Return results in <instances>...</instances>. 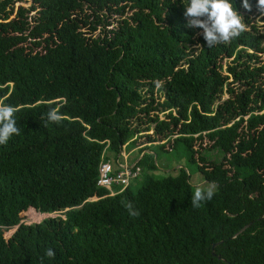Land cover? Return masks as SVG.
<instances>
[{
    "label": "trees",
    "instance_id": "1",
    "mask_svg": "<svg viewBox=\"0 0 264 264\" xmlns=\"http://www.w3.org/2000/svg\"><path fill=\"white\" fill-rule=\"evenodd\" d=\"M22 2L0 0V104L21 130L0 145V264H264L258 0H234L247 30L213 47L186 26L188 0ZM137 147L142 172L181 149L213 198L192 207L184 168L98 187L100 163ZM29 213L60 216L21 223Z\"/></svg>",
    "mask_w": 264,
    "mask_h": 264
},
{
    "label": "clouds",
    "instance_id": "2",
    "mask_svg": "<svg viewBox=\"0 0 264 264\" xmlns=\"http://www.w3.org/2000/svg\"><path fill=\"white\" fill-rule=\"evenodd\" d=\"M184 16L187 19V27L202 29V35L209 47L218 43H229L238 38L247 30L244 16L237 10L234 0H188L185 4ZM243 7L252 11L249 0H243ZM258 16L256 19L264 18V0H258L256 5ZM17 108L9 104H0V145H7L14 135L20 134L17 126L15 113ZM62 115L56 108H49L47 121L49 123H60ZM47 126V124L45 125ZM195 189L191 198L192 207L199 208L202 202L210 201L214 196L215 182H210L207 187L200 184L192 185ZM132 217H139L140 212L131 201H122ZM45 255L48 258L55 257V251L47 249Z\"/></svg>",
    "mask_w": 264,
    "mask_h": 264
},
{
    "label": "rangeland",
    "instance_id": "3",
    "mask_svg": "<svg viewBox=\"0 0 264 264\" xmlns=\"http://www.w3.org/2000/svg\"><path fill=\"white\" fill-rule=\"evenodd\" d=\"M29 1L30 0H28L27 3H25V2L18 3L16 5V7H19V6L28 7ZM123 155L124 156L128 155V158H127L128 164L133 166V165H135V163L140 158H142L144 153H141L140 149L137 147L136 150H131L130 152H128L124 149ZM150 156H152V158L147 159L146 161L153 159L158 164V169L160 171L152 172V171H144L143 170V172H142V169H140V168L137 169V171H135L136 174L138 175L137 180H131V182H130V186L132 187V189L135 190L137 185H138V182H140V181L143 182L144 180H146L147 176H149V175H152L153 177H155L157 179H161V178L166 177L168 175L174 176L176 174L175 170L178 168H184L186 170V172H189L191 185L200 184V185H204L205 187H207L209 185L208 183L201 181L199 173L196 171L195 167L189 165V163L187 162L185 153L183 151H181V149H179V148L177 150L171 152L168 156L161 155L159 153H158V156H156V155H150ZM214 158H216L217 161H219L221 159V156L219 154H216L214 156ZM120 160H121V162H123L122 158H120ZM163 160H167L170 163L167 165V163H165V161H163ZM175 163H177V164H175ZM178 164H179V166H173V165H178ZM161 171H163V172H161ZM192 189H193V191H195L194 187ZM215 190H216V187H215ZM58 216H60V214H51V215H44L43 214L42 215L39 213H34V214L29 213L23 217H21V216H19V217H20L21 223L33 224V223H39L40 221H42L45 218H49V217L53 218V217H58ZM14 231H15V229L11 230L9 232H6L4 234L5 239H9Z\"/></svg>",
    "mask_w": 264,
    "mask_h": 264
},
{
    "label": "built area",
    "instance_id": "4",
    "mask_svg": "<svg viewBox=\"0 0 264 264\" xmlns=\"http://www.w3.org/2000/svg\"><path fill=\"white\" fill-rule=\"evenodd\" d=\"M127 158V155L124 156L122 152L116 161H102L98 170L97 186L108 190L110 195H114L117 193L113 190L114 186L120 187L122 191L130 185L131 180L138 178L133 170L134 165H129Z\"/></svg>",
    "mask_w": 264,
    "mask_h": 264
},
{
    "label": "water",
    "instance_id": "5",
    "mask_svg": "<svg viewBox=\"0 0 264 264\" xmlns=\"http://www.w3.org/2000/svg\"><path fill=\"white\" fill-rule=\"evenodd\" d=\"M263 219H264V217H263ZM249 226H250V225H247V226H245L244 228H242V229L240 230L239 234L243 233V232H244ZM14 232H15V231H14ZM14 232H13V233H14ZM220 243H221V242H220ZM220 243L214 244L213 247H212V249H214L215 247H217Z\"/></svg>",
    "mask_w": 264,
    "mask_h": 264
},
{
    "label": "crops",
    "instance_id": "6",
    "mask_svg": "<svg viewBox=\"0 0 264 264\" xmlns=\"http://www.w3.org/2000/svg\"><path fill=\"white\" fill-rule=\"evenodd\" d=\"M134 150H136V149H134ZM127 157H128V155H127Z\"/></svg>",
    "mask_w": 264,
    "mask_h": 264
}]
</instances>
